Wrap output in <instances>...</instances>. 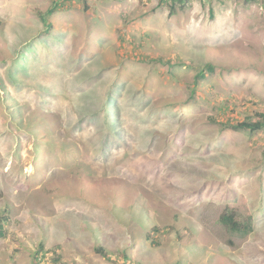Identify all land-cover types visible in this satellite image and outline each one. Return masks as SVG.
<instances>
[{
  "label": "rangeland",
  "instance_id": "rangeland-1",
  "mask_svg": "<svg viewBox=\"0 0 264 264\" xmlns=\"http://www.w3.org/2000/svg\"><path fill=\"white\" fill-rule=\"evenodd\" d=\"M181 1L0 0V264H264V0Z\"/></svg>",
  "mask_w": 264,
  "mask_h": 264
},
{
  "label": "trees",
  "instance_id": "trees-1",
  "mask_svg": "<svg viewBox=\"0 0 264 264\" xmlns=\"http://www.w3.org/2000/svg\"><path fill=\"white\" fill-rule=\"evenodd\" d=\"M180 2H182L180 0ZM173 6V5H171ZM205 77V74L203 71H198L195 74V82L203 79ZM110 116H112L110 114ZM233 129H246L249 131H257L264 128V116H261L259 119H249V120H243L236 123L228 124ZM3 220L0 219V237L4 235L3 229H2V222ZM219 221L222 225H224L229 231L234 233H241L243 235L247 234L251 231L252 224L251 219L249 216H246L243 219H239L235 212L233 210L226 209V211H223V213L219 217ZM101 248H99V251ZM44 252L42 250V246L39 250L35 251V264H40V262H43V259H45Z\"/></svg>",
  "mask_w": 264,
  "mask_h": 264
}]
</instances>
